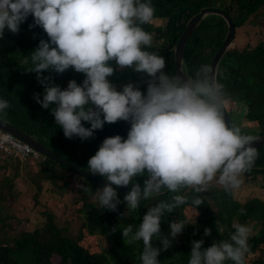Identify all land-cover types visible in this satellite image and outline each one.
Masks as SVG:
<instances>
[{
	"label": "clouds",
	"instance_id": "clouds-1",
	"mask_svg": "<svg viewBox=\"0 0 264 264\" xmlns=\"http://www.w3.org/2000/svg\"><path fill=\"white\" fill-rule=\"evenodd\" d=\"M154 13L151 0H0V37L6 28L18 33L31 15L34 25L30 29L39 26L49 38L40 40L30 54V72L44 86L42 99L38 94L34 99L44 109L55 105L51 114L67 139H90L105 123H130L126 139L120 135L105 138L88 160L89 172L107 182L96 197L111 211L121 203L113 185H131L124 202L132 210L163 189L202 193L214 180L225 188H239L242 175L251 170L258 155L252 146L256 138L226 123L228 100L211 66H200L194 76H169L164 72L165 58L145 50L152 46L155 34L143 25L152 23ZM112 61L119 69L146 74L150 78L146 95L132 83L117 91L108 79L116 70L110 66ZM70 68L85 76L81 85L72 80L62 90L50 83V76H42L51 71L63 74ZM8 107L0 99V113ZM35 152L39 158L27 160L46 157ZM138 177H144L143 187L136 182ZM202 203L199 196L189 200L182 194L161 200L147 208L138 226L123 227L125 244L142 241L141 264H159L160 249L153 247V240L160 237L162 217L180 206L190 204L197 209ZM169 227V236L175 239L186 224L179 220ZM232 227L230 240L214 242L206 249L203 240L192 241L188 264H224L227 260L245 264L251 228L240 223ZM204 234L211 232L205 229ZM162 244L167 250L171 240L166 237Z\"/></svg>",
	"mask_w": 264,
	"mask_h": 264
},
{
	"label": "trees",
	"instance_id": "trees-1",
	"mask_svg": "<svg viewBox=\"0 0 264 264\" xmlns=\"http://www.w3.org/2000/svg\"><path fill=\"white\" fill-rule=\"evenodd\" d=\"M151 4L155 9L154 18L143 28L155 35L152 46L145 50L165 58L164 72L169 76L176 75L175 47L190 19L208 7L221 8L228 13L235 25V40L218 69V80L224 85L228 100L225 107L232 125L240 127L243 134L255 138L264 135V0H151ZM30 25H34L31 15L20 25L18 33L13 34L6 28L0 37V99L9 103L5 113H0V119L89 172L88 160L95 155L104 139L116 135L126 139L130 123H105L103 129L96 130L90 139H67L51 114L55 105L44 109L34 99V94L42 99L44 86L37 80L36 73L30 72V54L40 40L49 38L41 27L30 29ZM247 27L255 29L256 39L238 47L236 38ZM227 31L226 21L218 15H208L199 22L184 51L187 76H194L202 65L211 66ZM110 66L116 70L108 79L117 91L132 83L146 95L150 79L146 74L137 73L132 68L119 69L114 61ZM42 76H50V83L62 90L67 88L69 81L75 80L81 85L85 79L82 73L71 68L63 74L51 71L42 73ZM83 124L90 127L87 122ZM256 150L258 155L253 167L242 177L247 183L259 182L258 185L264 189V145ZM41 159H15L0 153V264H141L139 257L143 242L125 244L123 227L128 224L138 226L147 208L161 200H171L176 194L186 195L189 200L199 196L203 203L197 209L190 204L180 206L162 217L160 237L153 240V247L160 249L159 264H188L192 241L203 240V248L206 249L214 242L230 240L234 223L251 228L250 252L246 255L245 264H264V199L251 197L243 200L232 188L209 185L208 190L202 193H195L192 189L171 193L163 189L159 196L141 200L139 208L132 210L124 202L128 192L117 191L121 203L116 211H111L103 208L96 197V191L102 185L49 158L41 156ZM20 181L30 184L35 190L32 196L35 203H40L43 195L48 197L45 191L48 193L49 189L51 199L63 200L67 194L71 195V203H66L65 207H74L75 214L79 212L84 220L78 234L70 227L72 219L60 227L55 214L48 210L41 213V222L36 223L32 230L27 229L30 221L12 213L9 205L21 194L18 191ZM136 182L143 187L144 177L136 178ZM240 209H244L245 214H238ZM186 211L192 216H187ZM179 220L186 227L172 239L169 226ZM205 229H209L211 234L205 236ZM86 230L103 241L101 250L91 252L80 243L81 238L82 241L85 239ZM166 237L171 240V246L164 250L162 240ZM224 264L233 262L227 260Z\"/></svg>",
	"mask_w": 264,
	"mask_h": 264
},
{
	"label": "rangeland",
	"instance_id": "rangeland-1",
	"mask_svg": "<svg viewBox=\"0 0 264 264\" xmlns=\"http://www.w3.org/2000/svg\"><path fill=\"white\" fill-rule=\"evenodd\" d=\"M254 33L255 29L252 27L243 28L238 34V38H236L238 47H243L248 42L255 41L256 37ZM242 181L243 182L239 188H232L238 198L243 200L251 197H259L264 199V189L258 185L259 182L247 183L244 181L243 177ZM210 185L221 186L216 183L215 180L211 182ZM18 189L21 194L16 200H11L9 205L11 207L12 213L22 219L30 221L28 223L27 229L32 230L36 223L41 222L43 220L41 213L45 210H48L49 212L55 214L56 223L60 227L67 225L68 221L72 219L73 224L70 227L76 234H78L79 228L83 225L84 220L82 219V216H80L79 212H76L75 214L74 207H65L66 203H71V195L67 194L63 200L51 199L49 196L51 190L49 189L48 193L45 191L48 197L43 195L40 197V203H35L32 197L35 194V190L30 184H25L20 181L18 184ZM185 214L187 216H192L191 212L188 211H186ZM85 235L84 241H82L83 239L81 238L80 243H82L91 252H97L101 250L103 241H99L97 237L92 236L87 230L85 231Z\"/></svg>",
	"mask_w": 264,
	"mask_h": 264
},
{
	"label": "water",
	"instance_id": "water-1",
	"mask_svg": "<svg viewBox=\"0 0 264 264\" xmlns=\"http://www.w3.org/2000/svg\"><path fill=\"white\" fill-rule=\"evenodd\" d=\"M208 15H218L222 17L226 21L227 26H228L227 35L223 42V45L217 51V53L215 54L211 62V67L213 69V72L216 75V78L218 79L217 70L219 69L221 60L223 59L225 53L230 49V47L232 46L235 40V25H234L232 18L228 15V13L225 10L221 8H217V7H208V8L202 9L198 14L193 16L190 19V21L187 23L186 29L181 35V37L179 38L177 45L175 47L174 57H175V70H176L177 76L186 75L185 70H184V51H185L188 38L192 35V33L194 32L199 22ZM224 116H225L226 123L229 124V126H232V121H231L230 115L226 107H224ZM0 129L7 133L14 135L18 139L22 140L23 142L33 147L36 151H38L42 155L58 163L59 165L66 167L67 169L74 172L75 174L85 177L102 186H105V184L107 183L104 179L96 175H92L90 172L74 165L73 163L67 161L66 159H63L61 156L57 155L55 152L50 150L48 147L39 143L34 138L27 136L25 133L21 132L20 130L15 128L13 125H11L10 123L2 119H0ZM263 145H264V135L256 138L252 146L255 148H259ZM113 188L119 192H125V191L130 192L131 190V186L118 187V186L113 185Z\"/></svg>",
	"mask_w": 264,
	"mask_h": 264
},
{
	"label": "built area",
	"instance_id": "built-area-1",
	"mask_svg": "<svg viewBox=\"0 0 264 264\" xmlns=\"http://www.w3.org/2000/svg\"><path fill=\"white\" fill-rule=\"evenodd\" d=\"M0 152L6 156L27 160L28 158L38 159L39 154L29 145L0 129Z\"/></svg>",
	"mask_w": 264,
	"mask_h": 264
}]
</instances>
